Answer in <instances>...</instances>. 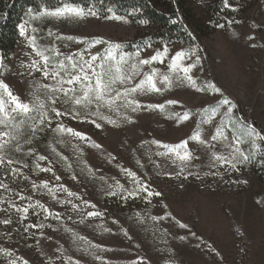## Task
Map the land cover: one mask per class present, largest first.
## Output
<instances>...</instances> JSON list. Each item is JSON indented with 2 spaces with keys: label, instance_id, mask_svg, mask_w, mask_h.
I'll list each match as a JSON object with an SVG mask.
<instances>
[{
  "label": "rangeland",
  "instance_id": "obj_1",
  "mask_svg": "<svg viewBox=\"0 0 264 264\" xmlns=\"http://www.w3.org/2000/svg\"><path fill=\"white\" fill-rule=\"evenodd\" d=\"M190 2L195 18L203 23H200V27H193L200 36L201 44L194 39L192 41L179 38L150 40L153 27L149 24H138L137 21L143 19L138 13L129 16L131 22L128 24L92 18L82 22L50 19L42 22L33 21L32 26L40 29L36 34L40 45L50 46L55 43L65 53L74 52L83 45L48 37L49 29L63 35L103 36L113 41L127 42L128 51H134L132 44L150 40L153 47L142 52V56L151 55L156 48L162 50L165 45L171 48L169 59L181 48L199 49L202 68L198 66L193 70V74L199 77L198 84H203L205 81L216 83L228 98L236 103L235 117L244 122L239 114L245 116L248 121L256 122L260 131L264 132V46H260L264 45V0H229L230 4L239 9L235 12L231 8H223L222 0H190ZM152 3L161 10L171 11L169 0H152ZM83 5L87 7V4ZM229 19L240 23L229 26L227 24ZM253 23L260 27L252 28ZM219 24H224L225 27L220 28ZM203 29L208 31L207 36H201ZM233 32L236 33L235 36ZM249 35H254L256 39L248 40ZM66 43L68 47H64ZM252 44L258 46L253 48ZM100 48L101 46L98 45L92 51L95 52ZM30 51L26 41L19 36L18 43L7 56L6 62L9 67L15 69L13 61L18 63L17 57L22 56L23 52ZM190 62L186 61V63ZM153 66L163 67L158 63ZM32 79L40 80V74L34 73L28 77V80ZM19 80L20 77L11 73L5 78V82L14 92L22 94L23 98L27 91L25 84L20 83ZM140 99L145 103H162L168 99H178L184 107L172 106V111L182 112L187 108L195 112L197 109L215 105L221 97L211 91L197 93L185 87L165 92L162 96L153 94ZM133 115L136 117L135 124L120 128L107 125L103 129L64 118L68 126L84 131L101 144L105 155L111 153L116 157L115 161L109 163L105 155H101L100 150L82 145L85 150L83 159L96 170L95 178L81 172L83 165L76 162V157L69 149L55 144L51 133L38 138L32 147L38 154L49 157L51 165L49 161L41 164L53 166L56 174L62 177L59 182L54 181L51 173L32 171L34 156L28 157L22 153L11 152L13 158L21 161L20 165H16L17 167H21L23 163L29 164V168H22V171L31 180L39 184L40 181L47 179L50 181V187L55 183H62L70 190L78 192L84 200L97 205L96 209L85 208L82 201L74 199L73 202L77 203L84 213L100 211L104 215L88 217L80 223L82 214L79 211H72L71 205L56 203L47 190L33 192L30 180L17 178V182L12 183L9 177L5 182L9 183L10 187L17 191L23 189L25 195L33 197V203L35 200H40L52 211L60 212L61 219L57 221L49 217L45 220V214L37 208L35 211L39 212V215H34L33 210L30 209L28 219L18 224L16 223L19 219L18 214L13 211L11 213L13 223L7 226L0 224V246L27 259L29 264H49V257L52 258L53 264H61V259L58 257L62 254L64 258L71 256L74 260H80L81 264H104V261L108 264H134V262L168 264L169 261L173 264H264V167L259 165V157L253 158L247 165H239V171L229 170L227 165L208 167L206 159L204 163L196 161L191 170L199 172L200 178L196 176H189L187 179L183 176L177 178L175 172L179 169L176 165L164 162L163 167L157 169L147 162L144 149L138 146L143 139L155 138L170 143L185 139L196 128L198 116H193L189 121L177 126L174 121L168 120L158 112L145 111ZM216 122H219V117L216 118ZM50 143L57 148V151L69 157V162L73 163L71 170L65 171L62 164L55 163L57 157L47 148ZM194 144L195 142H190V145ZM24 147L26 150L28 145ZM242 147L247 148L248 145ZM132 149L136 151L133 152ZM137 158L146 164L144 169L136 166ZM153 159L159 160L158 157ZM117 164L129 167L138 175L149 179L152 187L161 191L163 197H153L152 202L148 203L143 198L145 193L128 200L105 195L101 190L105 187L99 180L101 175L116 177L125 184V187H133L128 183L127 178L120 175ZM164 171L172 175H163ZM158 172L161 174L157 175ZM205 172L218 173V175L205 176ZM72 175H76L78 179L73 181ZM0 178H4L2 174ZM0 195L8 197L10 194L0 190ZM57 195L61 200L66 198L63 193ZM12 199L20 205L28 203L27 200L21 201L15 196ZM164 204L168 206L167 209L163 207ZM6 207V204H0V209ZM165 212H171L175 219L186 223L189 228H179L172 218H167L159 224L148 218L151 215H164ZM137 213L143 218V223L137 219ZM4 218H6L5 214L0 211V219ZM39 223H44L46 227L42 230L30 228L28 232L24 231L26 225ZM49 224L50 228L47 227ZM65 227H70L73 232L87 237L93 244H99L106 249V251L96 250V255L103 257V261L78 250L85 246L82 242L73 243L71 235L64 231ZM104 228H109L111 231L105 232ZM121 229L128 232L127 237ZM42 231L51 239L41 236ZM241 232L243 235L239 234ZM7 233H11V238H8ZM180 236H185L186 239L181 240ZM37 241L40 242L39 245ZM0 264H6L2 256H0Z\"/></svg>",
  "mask_w": 264,
  "mask_h": 264
},
{
  "label": "snow or ice",
  "instance_id": "obj_2",
  "mask_svg": "<svg viewBox=\"0 0 264 264\" xmlns=\"http://www.w3.org/2000/svg\"><path fill=\"white\" fill-rule=\"evenodd\" d=\"M87 7L82 3H73L71 0H59L56 7L46 6L44 0L37 7H28L25 10L22 22L17 25L19 36L26 41L30 52H23L22 56L17 57L18 63L13 61L15 69L9 67L8 57L0 54V190L9 193L8 197L0 195V204H6L7 207L0 209L6 218L0 219V224L11 225L13 220L11 213L18 214L16 221L22 224L28 219L29 210H33L34 215H39L35 210L38 208L45 214L44 219L49 217L59 221L60 212H54L40 200H35L31 195H25L24 190L17 191L10 187L5 179L11 178L12 183L17 182V178L25 181H31V190H47V193L56 203L61 205H71L72 211H79L82 214L80 223L88 217H100L104 213L100 211L83 212L77 203L73 200L82 201L85 208L96 209L97 205L83 197L75 191L70 190L62 183H55L49 186L50 181L45 179L38 184L35 180L25 175L22 168H29V164L13 158L10 153H22L28 157H35L31 166L33 172L51 173L54 181H61L62 177L56 174L53 166H42L41 162L49 161L46 155L38 154L32 147L33 143L48 133L53 134L54 142L64 148L69 149L76 157V162L82 164L81 172L91 178L96 177V170L87 160L83 159L85 150L82 145L89 148L100 150L101 155H105L103 146L92 139L84 131L77 130L68 126L64 118L80 123H88L96 129H103L107 125L114 128H120L124 125L136 123V117L133 114L140 112H158L164 115L168 120L174 121L177 126L189 121L193 116H198L196 128L190 136L179 142H163L158 139H143L138 146L144 149V156L147 162L155 168L161 169L164 162H170L179 169L175 172L177 178L183 176L187 179L189 176L200 178L199 172L192 171L196 161L204 163L207 160L208 167L228 166L229 170L239 171V165H247L253 158L259 157L258 163L264 167V132L258 130L253 124L244 123L235 117L234 110L237 108L224 91L212 81H205L198 84V76L193 74V70L198 66L202 68L199 49H183L176 51L174 55L169 54L171 48L168 45L163 49L156 48L149 56H142L141 53L147 49H152L150 40H144L138 44H132L134 51H128L127 42H117L103 36H74L63 35L48 30L47 36L54 37L58 41H67L79 45L82 48L74 52H62L55 43L52 45H40L37 33L40 31L32 26L33 21L56 20L67 22H82L95 18L104 21H116L128 24L131 21L129 16H135L141 9H132L127 15H119L111 6H105L106 0H86ZM223 8H231L233 12L238 11L229 3V0H222ZM140 25L149 23L146 19L137 21ZM173 24L177 21L173 20ZM240 21L229 19L227 24L231 26ZM218 27L224 28V24ZM252 28L260 27L253 23ZM192 39H195L191 32L187 33ZM235 36L236 33L233 32ZM248 40H255L254 35H249ZM101 48L95 52L92 50L97 46ZM66 43L64 47H68ZM253 48L257 44L251 45ZM264 46V45H260ZM195 57V59H192ZM167 61V63H166ZM186 61H191L186 63ZM159 64L163 67H155ZM147 66V70H145ZM166 68V70H164ZM11 73L20 77L19 82L25 84L27 94L23 96L14 92L13 88L5 82L6 75ZM34 73H39L41 79L28 80V77ZM190 88L197 93L211 91L219 94L221 99L215 105L197 109L185 108L181 111H172V106L183 104L178 99H168L162 103H145L140 98L156 95H164L173 89ZM224 109V111H221ZM219 117V122L216 118ZM207 126V127H205ZM190 142H195L190 145ZM25 145H28L25 150ZM242 145H248L247 148ZM51 154L57 157L55 163L64 166L65 171L73 168V163L69 162V157L57 151V148L48 144ZM131 151L135 152V149ZM158 157L159 160L153 159ZM105 158L109 163L116 160L111 153H107ZM52 162L49 161V165ZM135 164L138 168L144 169L145 163L137 158ZM120 175L127 178L132 188L125 187V184L116 177L99 176L100 182L105 185L101 190L107 196L119 197L122 200L139 197L141 193L148 203H151L153 197H163V193L152 187L151 181L144 176L138 175L129 167L117 164ZM161 173L158 172L157 175ZM218 175V173L205 172L204 175ZM163 175L170 176L172 173L164 171ZM71 179L76 181L78 177L72 175ZM111 181V182H109ZM247 183V181H241ZM183 185H181L182 187ZM58 193L65 194V199L61 200ZM18 197L19 200H27L26 205H20L12 199ZM260 201H258L259 203ZM163 207L167 209V205ZM137 219L143 223L140 214H136ZM154 223L172 218L176 225L181 229H188L189 225L181 222L172 216L171 212H165L164 215H151L148 217ZM71 219V217H69ZM116 223V221H113ZM44 223L29 224L24 227L28 232L30 228L44 229ZM51 227V225H47ZM64 231L72 237L73 243L82 242L85 246L78 249L88 255H92L96 260H102L103 257L96 255V250L106 251L99 244H93L87 237L79 235L70 227H65ZM105 232L111 229L104 228ZM127 237L128 232L121 229ZM167 231L166 229L164 230ZM243 235V233H239ZM11 238V233H7ZM195 235V233H192ZM41 236L47 237L42 231ZM179 239H186L180 236ZM39 241L37 244L39 245ZM215 251V249H212ZM43 254V253H42ZM219 255V253H217ZM0 256L5 259L6 264H29L27 259L15 254L14 251L0 246ZM61 259V264H81L80 260H74L71 256ZM49 264H53L49 257ZM104 264H108L104 261ZM136 264V262H134ZM168 264H173L169 261Z\"/></svg>",
  "mask_w": 264,
  "mask_h": 264
},
{
  "label": "trees",
  "instance_id": "obj_3",
  "mask_svg": "<svg viewBox=\"0 0 264 264\" xmlns=\"http://www.w3.org/2000/svg\"><path fill=\"white\" fill-rule=\"evenodd\" d=\"M42 0H0L2 14L0 15V54L6 57L11 54L18 43L19 34L17 25L21 22L26 8L37 7ZM73 3L87 4L86 0H71ZM171 11L159 9L152 0H106V6H111L117 13L127 14L131 9H141L139 16L149 21L153 31L149 36L150 40H170L179 38L192 41L188 36L191 32L195 41L200 43V36L193 27L201 26V20L196 19L190 0H169ZM46 6L55 7L59 0H44ZM175 20L177 23L173 24ZM203 24V23H202ZM208 31L203 29L201 36H207ZM201 44V43H200ZM246 123L253 124L257 129L260 127L256 122H250L239 114Z\"/></svg>",
  "mask_w": 264,
  "mask_h": 264
}]
</instances>
